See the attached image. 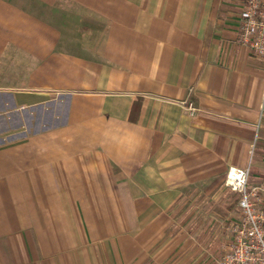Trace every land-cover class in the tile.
I'll return each instance as SVG.
<instances>
[{"label": "crops", "instance_id": "1", "mask_svg": "<svg viewBox=\"0 0 264 264\" xmlns=\"http://www.w3.org/2000/svg\"><path fill=\"white\" fill-rule=\"evenodd\" d=\"M245 1L0 0V264L212 256L228 169L264 184Z\"/></svg>", "mask_w": 264, "mask_h": 264}, {"label": "built area", "instance_id": "2", "mask_svg": "<svg viewBox=\"0 0 264 264\" xmlns=\"http://www.w3.org/2000/svg\"><path fill=\"white\" fill-rule=\"evenodd\" d=\"M239 40L264 57V0L245 1ZM250 175L248 166H231L226 173V185L238 196L242 221L218 264H264V185H251Z\"/></svg>", "mask_w": 264, "mask_h": 264}, {"label": "rangeland", "instance_id": "3", "mask_svg": "<svg viewBox=\"0 0 264 264\" xmlns=\"http://www.w3.org/2000/svg\"><path fill=\"white\" fill-rule=\"evenodd\" d=\"M241 14H242V12H241ZM239 42H240V40H239ZM194 109H195V107H193V110ZM248 167H250V166H248ZM250 171H251V169H250ZM225 178H226V176H225ZM224 184L226 187H228L226 185L225 180H224ZM251 185H264V184H251ZM233 193L234 194H232V195L229 194V196L232 198L231 203H232V207H233V212H232L230 219L227 222V225H225V227H224V231H225V234L227 235V237L221 243H217L214 240L208 244V250L212 254V256L211 257L209 255L204 256V258L202 259V264H218L221 256L223 255V253L225 251V247L230 242H232V240L234 238L236 227L242 221V213L240 211L239 204H238V196L235 192H233Z\"/></svg>", "mask_w": 264, "mask_h": 264}]
</instances>
